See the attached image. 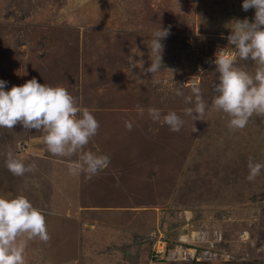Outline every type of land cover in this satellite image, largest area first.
<instances>
[{
    "label": "rangeland",
    "instance_id": "1",
    "mask_svg": "<svg viewBox=\"0 0 264 264\" xmlns=\"http://www.w3.org/2000/svg\"><path fill=\"white\" fill-rule=\"evenodd\" d=\"M242 3L0 0L5 90L33 77L65 87L99 121L86 150L111 160L89 181L69 174L76 158L48 153L43 133L0 128V196L28 197L51 236L27 242L26 264H264V171L246 179L249 157L264 163V117L231 131L225 114L209 111L192 132L183 116L190 105L175 95L179 84L186 94L196 84L211 104L214 53L227 45L234 20L254 17ZM158 26L170 32L162 70L145 75ZM240 66L256 69L251 61ZM149 108L176 111L186 124L172 132L148 117ZM9 147L37 171L13 176ZM102 216L111 229L105 240L100 228L83 226L105 223Z\"/></svg>",
    "mask_w": 264,
    "mask_h": 264
},
{
    "label": "clouds",
    "instance_id": "2",
    "mask_svg": "<svg viewBox=\"0 0 264 264\" xmlns=\"http://www.w3.org/2000/svg\"><path fill=\"white\" fill-rule=\"evenodd\" d=\"M242 9L245 12L254 9V17L234 20L226 37L227 45L218 47L214 53L212 63L218 82L212 85L211 104L205 101L199 85L193 84L189 94L185 93L183 84L175 90V95L181 97L185 105H190L185 107L183 116L191 120L192 132L197 131L194 122L205 121L209 111L225 114L231 131L243 130L254 116L264 117V0H243ZM169 35V30L160 26L152 31L148 44L151 64L147 68L142 65L145 75L153 76L162 70V41ZM241 61L255 63V71L244 70ZM6 84L0 80V128L11 132L19 124L24 131L43 133L48 153L69 160L76 158V162L69 165L70 175L83 176L90 181L109 168L108 155L86 150L98 133L99 121L87 108H82L65 87L40 83L35 77L8 90H5ZM148 117L155 123L167 125L172 132H179L186 124L176 111L162 114L160 109L149 108ZM125 126L131 131L129 122L126 121ZM5 166L17 177L37 171L35 163L18 158L10 147L5 153ZM247 168L246 179L252 182L264 171V163L249 157ZM50 239L46 214L28 197L23 194L0 196V264H26L27 242L48 243Z\"/></svg>",
    "mask_w": 264,
    "mask_h": 264
},
{
    "label": "crops",
    "instance_id": "3",
    "mask_svg": "<svg viewBox=\"0 0 264 264\" xmlns=\"http://www.w3.org/2000/svg\"><path fill=\"white\" fill-rule=\"evenodd\" d=\"M114 212H118V214H120V211H114ZM123 215V214H122ZM78 217V219L80 220V222L82 223V221H84V219H86V217L85 218H82V217H79V216H77ZM103 217V216H102ZM81 219H83V220H81ZM103 219V221H105V223L104 222H101L102 220H100V222H98L97 223V226L95 227V223H92V222H89L87 225L85 224V222H84V224L85 225H83V224H81V225H83L84 227H90L91 229H95V228H100V236H104L103 237V239L105 240V239H109L108 237H106V231H111V229H109V227L106 225L107 223H106V220H109V219H107L105 216L102 218ZM121 220V223H123V218L122 219H120ZM86 221V220H85ZM93 226H94V228H93ZM103 232V233H102ZM102 234V235H101ZM124 236H126V234H124ZM128 240V239H127ZM126 241V240H125ZM113 249V248H112Z\"/></svg>",
    "mask_w": 264,
    "mask_h": 264
},
{
    "label": "built area",
    "instance_id": "4",
    "mask_svg": "<svg viewBox=\"0 0 264 264\" xmlns=\"http://www.w3.org/2000/svg\"><path fill=\"white\" fill-rule=\"evenodd\" d=\"M232 47H233V49H234V46H232ZM178 250H180V249H177V248L175 249V251H178ZM175 251H174V252H175ZM183 258H184V257H183Z\"/></svg>",
    "mask_w": 264,
    "mask_h": 264
},
{
    "label": "trees",
    "instance_id": "5",
    "mask_svg": "<svg viewBox=\"0 0 264 264\" xmlns=\"http://www.w3.org/2000/svg\"><path fill=\"white\" fill-rule=\"evenodd\" d=\"M176 245H177V244H176ZM176 245H175V246H176ZM175 246H171V247H173V248H174ZM166 247H167V245H166ZM173 248H172V249H173Z\"/></svg>",
    "mask_w": 264,
    "mask_h": 264
}]
</instances>
